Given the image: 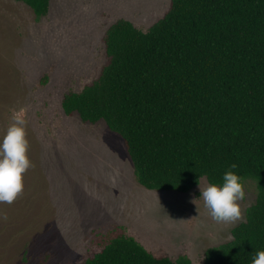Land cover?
Segmentation results:
<instances>
[{
	"label": "rangeland",
	"instance_id": "1",
	"mask_svg": "<svg viewBox=\"0 0 264 264\" xmlns=\"http://www.w3.org/2000/svg\"><path fill=\"white\" fill-rule=\"evenodd\" d=\"M170 1L50 0L36 18L27 5L0 0V136L13 118L24 120L32 165L22 192L0 203V264H83L119 227L154 256L202 264L206 249L230 241L244 221L254 181L242 183L241 218L218 223L198 199L205 178L185 193L147 190L117 134L61 109L65 93L98 76L112 23L145 32Z\"/></svg>",
	"mask_w": 264,
	"mask_h": 264
},
{
	"label": "trees",
	"instance_id": "2",
	"mask_svg": "<svg viewBox=\"0 0 264 264\" xmlns=\"http://www.w3.org/2000/svg\"><path fill=\"white\" fill-rule=\"evenodd\" d=\"M36 18L50 0H14ZM98 76L61 100L66 116L103 121L140 186L185 193L221 183L229 165L257 187L230 241L202 264H251L264 250V0H171L145 32L119 19L103 35ZM83 264H192L157 257L115 228Z\"/></svg>",
	"mask_w": 264,
	"mask_h": 264
},
{
	"label": "clouds",
	"instance_id": "3",
	"mask_svg": "<svg viewBox=\"0 0 264 264\" xmlns=\"http://www.w3.org/2000/svg\"><path fill=\"white\" fill-rule=\"evenodd\" d=\"M24 125V120L13 118L0 136V203L11 204L22 192V174L32 166L26 155L28 141ZM236 167L234 163L229 165L221 183H207L203 190L199 188L198 199L202 198L207 214L218 223L235 222L241 218L237 201L243 200L245 194L241 178L232 171ZM251 264H264V250L251 256Z\"/></svg>",
	"mask_w": 264,
	"mask_h": 264
}]
</instances>
